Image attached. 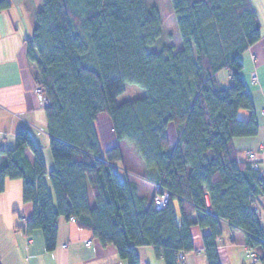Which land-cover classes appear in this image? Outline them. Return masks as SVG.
<instances>
[{"label":"trees","instance_id":"16d2710c","mask_svg":"<svg viewBox=\"0 0 264 264\" xmlns=\"http://www.w3.org/2000/svg\"><path fill=\"white\" fill-rule=\"evenodd\" d=\"M170 2L180 49L158 45L163 20L148 0H42L26 46L46 99L55 167L47 170L42 147L22 127L12 148L0 145V194L8 179L23 181V201L34 207L24 229H41L48 251L57 246L61 216L75 217L129 264H140L135 249L145 245L165 264H181L180 254L195 248L191 229L200 225L210 229L203 238L208 264H220L217 240L227 222L246 232L264 264L257 208L264 169L254 152L245 156L234 145L259 134L240 59L261 38L259 16L250 0ZM9 7L0 0V11ZM223 69L230 85L218 78ZM127 82L146 96L119 103ZM242 110L251 115L243 118ZM101 114L111 118L117 139L106 152L96 128ZM132 175L154 191L161 184L168 203L158 208L154 196L141 195Z\"/></svg>","mask_w":264,"mask_h":264},{"label":"crops","instance_id":"0c3cea01","mask_svg":"<svg viewBox=\"0 0 264 264\" xmlns=\"http://www.w3.org/2000/svg\"><path fill=\"white\" fill-rule=\"evenodd\" d=\"M260 19L261 38L246 49L240 59L243 62L242 76L250 91L254 103L253 111L259 122L258 135L237 137L234 145L247 156L249 151L264 169V0H250ZM11 7L0 11V138L1 144L12 148L16 132L22 127L29 129L35 141L42 147L47 170L55 167L50 149V134L47 132V113L43 94L37 92L33 68L27 57L26 40L34 31V24L26 19V14L15 8L24 5V0H10ZM19 11V10H18ZM28 15V14H27ZM33 25V26H32ZM218 78L225 85L232 83L230 73ZM220 75L223 79L220 78ZM250 110H242L241 116L247 119ZM102 151L117 144L112 121L108 114L97 118ZM170 129V125H169ZM169 137V130H168ZM178 137L173 139L176 143ZM33 162L34 155L27 150ZM124 173L122 178H124ZM138 183L141 195L147 194L152 182L128 176ZM47 183L54 194L49 175ZM151 185H150V184ZM23 181L8 179L6 190L0 194V259L3 264H129L120 257L118 248L113 244L104 245L93 229L83 226L77 220L61 216L59 220L58 242L54 250H47L41 229L26 231V221L33 214V204L24 202L22 197ZM257 208L264 229V193L257 198ZM178 220L181 212L178 202L175 204ZM195 248L186 253L181 264H208L205 253L204 235L210 229L200 225L193 226ZM222 235L217 240L220 264H251L250 249L247 245L246 232L224 222ZM91 242L90 244H88ZM140 264H165L158 256L154 246H138L135 249ZM257 264H262L258 261Z\"/></svg>","mask_w":264,"mask_h":264},{"label":"rangeland","instance_id":"374dc122","mask_svg":"<svg viewBox=\"0 0 264 264\" xmlns=\"http://www.w3.org/2000/svg\"><path fill=\"white\" fill-rule=\"evenodd\" d=\"M148 2L150 4H154V3L157 4L158 8L160 9L161 19L163 20L164 34L160 38L159 40L160 42L158 43V45L160 46L161 44L163 45L170 43V44H174L177 49H180V47L182 46V40H180V35L177 29V19L174 16L173 8L171 7L170 0H148ZM42 6H43L42 0H24V5L23 6L19 5L18 8H15V12L18 14H20V11L25 12L26 19L31 24L32 23L34 24V29H35L36 15L38 11L42 8ZM227 74H228V70L224 69L222 75H227ZM220 78L223 79L221 75ZM125 85H126L125 92L120 94L118 97L119 103H123L131 99H138L139 97L146 96L145 89L142 88L140 85H136L131 82H127ZM177 136H178L177 127L174 125V123H171L169 129V137L171 142H173V139L176 138ZM147 188L148 189L146 190V192L150 196V198H152L155 193L154 187L151 185L148 186Z\"/></svg>","mask_w":264,"mask_h":264},{"label":"built area","instance_id":"2783aa9c","mask_svg":"<svg viewBox=\"0 0 264 264\" xmlns=\"http://www.w3.org/2000/svg\"><path fill=\"white\" fill-rule=\"evenodd\" d=\"M36 89H37V92L40 93L42 95V89H40L38 86H36ZM43 99H44V102H46V99L45 97L43 96ZM0 145H1V138H0ZM251 155V158H255V155L254 153H250ZM155 188H156V192L154 194V197H153V201L156 203V206L158 208H162L164 207L167 203H168V200H169V195H170V192L167 191L166 188H163L161 186V184L159 183H155ZM71 219L73 220H76L75 217H72ZM91 242H89L88 244H90ZM250 257H251V264H257L259 259H258V254L257 252L255 251H250ZM186 254H180V257L181 258H185Z\"/></svg>","mask_w":264,"mask_h":264},{"label":"water","instance_id":"95a60500","mask_svg":"<svg viewBox=\"0 0 264 264\" xmlns=\"http://www.w3.org/2000/svg\"><path fill=\"white\" fill-rule=\"evenodd\" d=\"M0 263L3 264V262H1V259H0Z\"/></svg>","mask_w":264,"mask_h":264}]
</instances>
